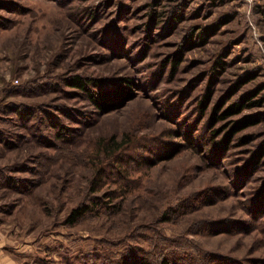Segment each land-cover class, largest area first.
Listing matches in <instances>:
<instances>
[{
  "label": "rangeland",
  "instance_id": "374dc122",
  "mask_svg": "<svg viewBox=\"0 0 264 264\" xmlns=\"http://www.w3.org/2000/svg\"><path fill=\"white\" fill-rule=\"evenodd\" d=\"M260 143L264 0H0V264H264Z\"/></svg>",
  "mask_w": 264,
  "mask_h": 264
},
{
  "label": "trees",
  "instance_id": "16d2710c",
  "mask_svg": "<svg viewBox=\"0 0 264 264\" xmlns=\"http://www.w3.org/2000/svg\"><path fill=\"white\" fill-rule=\"evenodd\" d=\"M210 28H212V27H210ZM212 29H208V27H206L204 30H202L201 31L202 38H200V39L204 40L206 38L207 34L210 31H212ZM188 40H190V39H188ZM177 61H178V58L173 59L174 65H176L178 63ZM250 77H251L250 75H247V76H244V78H242L241 80L242 81L247 80V79H250ZM87 80L91 81L87 78H82V76L74 75L68 79V83L72 86H76L80 89H83L85 91L89 101L92 104H94L95 106H97L98 108L105 109L107 107H110L111 105H116L119 101H122L125 98V92L122 88L116 87L111 91H108V90L94 91L88 87V81ZM128 82H129V80H128ZM252 94H253V92H251L250 95H249V93H247L246 96H243V100H245V99L250 100L252 98ZM257 102H259V99L258 100H252L251 102H249V101L243 102L240 100L234 101V102L227 104L226 106H224L222 102L217 103L216 105L213 106V109L210 113L211 116H210L209 122L211 123V126H212V125H214L215 122H217L219 120H223L232 114L238 113L244 107L245 104L250 105L251 103H257ZM253 122L254 121L252 119H250L248 117H244V118H240V119L230 120L228 123H226V124H224V126H222V129L221 128L218 129L216 127L214 129V131L212 132V134H213L212 137L214 138L215 136L218 135V133H221V131H223V135H221L219 140H217L216 143L214 144V146H212L210 153H209V158L211 159L212 155L220 154V153H222V151L226 150L227 147L229 146V143L232 139V136L235 134V132L242 129L246 125L253 123ZM106 145H108L106 147H111L110 146L111 144L107 143ZM123 145L124 144L122 143V144L114 146L109 154L116 152L118 149L122 148ZM263 156H264V143H260L259 145H257L255 147V149L253 151L250 152V154L247 158V162H246L247 169L251 170L256 165H258L259 163H264V158L262 159ZM91 189H92V191L95 190V188H91ZM256 191H257L256 193H259V194H257V196L255 197V201L253 202V204L255 206L258 203L257 205H259V206H257V207H264V185L259 186ZM97 198H99V197H97ZM255 202H256V204H255ZM112 205L115 206V204H112ZM89 209H91V208L86 203H82V204H79V205L72 207L66 216V221L69 223L76 221L79 217L83 216L86 212H88ZM132 264H154V263L150 262L146 258H140ZM156 264H175V263L171 262L167 258H162Z\"/></svg>",
  "mask_w": 264,
  "mask_h": 264
}]
</instances>
